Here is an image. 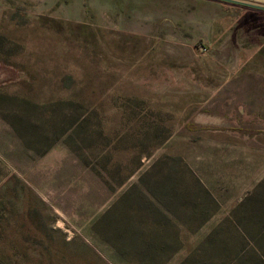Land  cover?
Segmentation results:
<instances>
[{"label":"rangeland","instance_id":"obj_1","mask_svg":"<svg viewBox=\"0 0 264 264\" xmlns=\"http://www.w3.org/2000/svg\"><path fill=\"white\" fill-rule=\"evenodd\" d=\"M0 264H264V10L0 0Z\"/></svg>","mask_w":264,"mask_h":264},{"label":"crops","instance_id":"obj_2","mask_svg":"<svg viewBox=\"0 0 264 264\" xmlns=\"http://www.w3.org/2000/svg\"><path fill=\"white\" fill-rule=\"evenodd\" d=\"M248 2V4L256 7L258 10H264V0H243Z\"/></svg>","mask_w":264,"mask_h":264}]
</instances>
